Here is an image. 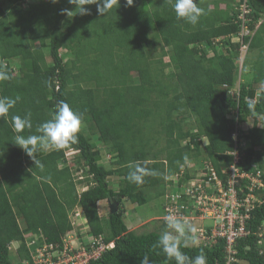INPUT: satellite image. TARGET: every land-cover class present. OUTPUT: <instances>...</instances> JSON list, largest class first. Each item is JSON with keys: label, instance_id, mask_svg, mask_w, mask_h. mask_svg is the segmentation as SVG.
<instances>
[{"label": "trees", "instance_id": "1", "mask_svg": "<svg viewBox=\"0 0 264 264\" xmlns=\"http://www.w3.org/2000/svg\"><path fill=\"white\" fill-rule=\"evenodd\" d=\"M196 2L204 11L193 26L177 19L175 0H113L105 14L98 12L101 0H32L26 7L25 0H0V75L7 77L0 79V97L20 98L0 116V264H34L40 240L35 247L29 242L35 237L62 249L66 234H79L82 226L116 243L90 264H141L145 255L151 264H176L158 244L171 176L179 175L175 190L182 193L210 162L226 180L233 163L228 153L238 144L241 171H260L264 180V0H231L215 11ZM243 4L254 35L242 40L249 43L243 66L251 73L237 89L242 43L233 38L242 31ZM60 101L81 115L77 141L37 151L36 166L15 136L38 135ZM26 114L32 129L16 133L12 116ZM135 162L152 173L140 185L127 179ZM248 185H237L241 198ZM256 192L264 198V190ZM153 199L164 208L161 229L130 231L124 203ZM105 200L118 202L119 211L101 215ZM76 209L80 227L72 223ZM262 226L264 203L251 213L250 235L237 243V264H264ZM178 240L186 256L203 253L206 264H225L224 239L198 246L199 237L186 230Z\"/></svg>", "mask_w": 264, "mask_h": 264}, {"label": "built area", "instance_id": "2", "mask_svg": "<svg viewBox=\"0 0 264 264\" xmlns=\"http://www.w3.org/2000/svg\"><path fill=\"white\" fill-rule=\"evenodd\" d=\"M32 1V0H30ZM28 3V2H27ZM242 12L239 20L242 23V31L233 41L242 43L241 55L248 49V43H243L244 36H252V32L247 24L245 15L249 13L246 4L240 8ZM262 24L259 23L258 27ZM220 41V40H219ZM242 56L240 58L242 59ZM236 140L237 134H234ZM241 145L236 144L235 149L228 154L233 157V163L229 168L228 178L224 180L217 172L212 163L207 165L200 172L190 167L192 172H198L196 179L187 181L182 188V193L175 190L180 180L179 175L171 176L173 190H168L166 198L169 202L167 215H173L186 224L194 225L197 228L192 236L196 239L198 246H210L217 240L224 239L225 264H237L238 250L236 249L238 241L248 237L250 230L248 222L251 220V213L264 203L263 196H259L256 191L264 190V180L260 171L257 174L243 172L239 168L241 155ZM73 153H68V155ZM193 169V170H192ZM185 167L181 174H184ZM242 180H248V190L244 197L239 196L237 185ZM170 188V187H169ZM86 188L81 190L85 191ZM72 217L74 227H80L78 221L81 219V212L76 209ZM213 221L211 226H205V221ZM210 230V232H209ZM87 227H80L79 234L77 229L66 234L63 239V248L61 245H55L46 241H41V237H35L29 242L31 247H35L36 242L40 244L33 253L34 264H90L93 260H98L104 253L115 247L114 242L106 243L103 236L92 237ZM181 236V235H180ZM259 244L264 242V226L259 230ZM24 264H30L25 261Z\"/></svg>", "mask_w": 264, "mask_h": 264}, {"label": "clouds", "instance_id": "3", "mask_svg": "<svg viewBox=\"0 0 264 264\" xmlns=\"http://www.w3.org/2000/svg\"><path fill=\"white\" fill-rule=\"evenodd\" d=\"M70 2L73 3V0H70ZM112 2L113 0H101V4L98 5V12L105 14L108 8L112 6ZM132 2L133 0H128V4H132ZM174 11L177 19L195 26L198 24L204 10L197 5L196 0H175ZM82 12H84V9ZM70 13L68 12L67 14L69 15ZM248 50L249 43L247 51L243 53V56L241 55L242 59L240 58L239 68L243 67ZM0 79H7V77L0 75ZM19 99L18 96L15 98L7 96L0 97V116H6L15 107ZM81 125V115L75 112L67 102L60 101L51 119L43 122L36 128V132L39 133L38 135L24 136L18 134L15 136V144L26 155L32 158L37 166L39 162L34 157V153L37 151L46 152L51 149L62 148L69 142L75 143ZM12 126L16 133H22L26 128L29 130L32 129L33 124L30 114H26L23 117L20 115L12 116ZM69 153H73L69 155L73 156L76 152L71 151ZM188 159V156L185 155L184 161L187 162ZM40 167L42 168L43 165L40 164ZM128 167L127 179L133 184H142L145 175L152 174L140 162L130 163ZM165 222L166 230L160 235L158 244L166 257L168 259H174L176 264H206V257L203 253L195 257L186 256L180 250V242L176 235H183L186 230L190 233H195L197 228L194 225L182 222L173 215L166 216ZM141 264H151L147 255L143 256Z\"/></svg>", "mask_w": 264, "mask_h": 264}, {"label": "rangeland", "instance_id": "4", "mask_svg": "<svg viewBox=\"0 0 264 264\" xmlns=\"http://www.w3.org/2000/svg\"><path fill=\"white\" fill-rule=\"evenodd\" d=\"M25 1L28 3L27 4L23 3L24 7H26L29 3L32 2L30 0H25ZM201 1L202 0H199V2H201ZM217 1H221V6H220V3H217ZM230 1L231 0H203V2H205L207 4L208 3L211 4V9H213L214 11L217 10L218 8L223 9L222 7H225V2L228 3ZM216 4H218V6H216ZM168 60L169 59H166V61H168ZM14 65H12V66H14ZM248 66L249 65L243 66L240 68L238 85H239V83H241V84L242 83H248V78H249L250 73H251V67H248ZM247 75H249V76H247ZM256 87L260 88V85H257ZM252 124H253V121H250L249 126H252ZM204 143L206 144L207 141L205 140ZM111 157H112L111 154H106L104 157L105 158L104 165L107 168L111 167V164L109 163V160L111 159ZM190 167L194 169L195 164L190 163ZM111 185H112V187L117 188L118 179L112 178L111 179ZM77 188H79V190L81 189L80 186H77ZM123 207L127 210V213H125L126 214L125 215L126 216L125 222L128 225L130 231H135L137 233H144V232L154 231L155 229H158V228L161 229V226H162L161 217H164L165 214H164V208H162L160 201H158L157 199H153L149 203L142 205V206H140L138 204L135 205V204H131L129 202H125ZM100 211H101V215L106 216V214L110 211L109 201L105 202L104 204H101ZM204 223H205V226H211L213 224V221L208 220V221H205ZM177 237L179 239L180 234L177 235ZM241 264H246V263L241 262Z\"/></svg>", "mask_w": 264, "mask_h": 264}, {"label": "water", "instance_id": "5", "mask_svg": "<svg viewBox=\"0 0 264 264\" xmlns=\"http://www.w3.org/2000/svg\"><path fill=\"white\" fill-rule=\"evenodd\" d=\"M109 207H110L111 213L114 214L119 211L120 204L118 202H113L109 200Z\"/></svg>", "mask_w": 264, "mask_h": 264}, {"label": "crops", "instance_id": "6", "mask_svg": "<svg viewBox=\"0 0 264 264\" xmlns=\"http://www.w3.org/2000/svg\"><path fill=\"white\" fill-rule=\"evenodd\" d=\"M262 86H263V85H260V87H262ZM240 87H241V83H239V85H238V82H237V83H236V88H237V89H240ZM250 121H253V124H254V120L250 119V120L248 121V123H247L248 126H249V122H250ZM253 124H252V125H253ZM249 127H251V126H249ZM79 186H80V185H79ZM83 188H86V187H83ZM78 189H79V188H78ZM105 202H107V200L102 201V202L99 203V210H100V206H101V204H104ZM102 206H103V205H102ZM126 213H127V212H126ZM100 214H101V211H100ZM125 215H126V214H125ZM125 217H126V216H125ZM146 224H147V223H146Z\"/></svg>", "mask_w": 264, "mask_h": 264}]
</instances>
